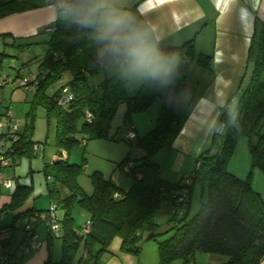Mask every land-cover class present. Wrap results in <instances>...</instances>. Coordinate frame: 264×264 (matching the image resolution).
I'll return each mask as SVG.
<instances>
[{"label":"trees","instance_id":"16d2710c","mask_svg":"<svg viewBox=\"0 0 264 264\" xmlns=\"http://www.w3.org/2000/svg\"><path fill=\"white\" fill-rule=\"evenodd\" d=\"M86 6L87 0H67L59 8L64 16L53 23L54 30L49 32L23 129L11 141L10 159L15 153H33L32 145L36 142L31 136L37 106L45 109L48 126L54 122L53 141L58 156L62 155L61 151L69 152L73 146L91 138L115 139L109 134L120 104L126 107L123 124L127 127L133 114L145 112L156 100L161 101V107L154 125L146 133L140 136L135 133L133 140L122 137L142 151L138 159L127 156L120 163L131 178V185L125 191L94 171L89 175L92 191L86 193L77 182L83 161L70 163L67 158L57 157L44 164L43 173L50 179L49 194L57 208L63 210L61 259L53 264L70 263L79 244L88 254L99 246L95 256L106 251L115 236L121 238L122 251L137 255L143 231H148L149 239L156 238L158 225L154 216L164 202L181 205L183 209L181 214L173 212L175 223L170 234L157 241V264H172L176 259H181L183 264L192 263L196 252L222 256L225 258L222 264H260L264 259V200L252 187L250 174L253 168L264 169V24L252 36L249 49L252 69L236 103L231 104V98L227 100L209 145L195 158L194 169L177 181H168L161 177L154 156L171 146L194 103L196 88L187 82L191 64L210 69L211 56L197 52L194 39H190L178 46L161 48L178 54L179 79L167 84L143 80L132 95L121 72L90 85L87 78L103 68L106 60L97 55L93 29L82 26ZM25 7L21 0L2 1L0 17ZM67 73L70 79L50 91ZM68 92L73 94L72 99L60 106L58 97ZM237 93L238 90L232 96ZM86 111L91 114L90 121L86 120ZM242 136L247 139L251 157V169L244 178L227 167ZM196 184L201 187L203 199L198 210L189 216V191ZM59 186L65 187L68 194L61 197ZM116 192L121 197H114ZM182 192L187 197L185 204L177 202ZM30 194L31 186L17 183L10 202L0 212L22 205ZM75 206L89 214L90 227L84 235L74 229ZM34 213V209H27L16 216L29 218Z\"/></svg>","mask_w":264,"mask_h":264},{"label":"crops","instance_id":"0c3cea01","mask_svg":"<svg viewBox=\"0 0 264 264\" xmlns=\"http://www.w3.org/2000/svg\"><path fill=\"white\" fill-rule=\"evenodd\" d=\"M2 1L5 0H0V2ZM21 1L26 5L24 9L0 17V36H6L3 41L6 40L5 44L11 46L7 48V53L16 58V61H11V69L9 71L4 72L1 70L2 66L0 67V80L4 76H7V78H13L17 75L22 76L25 73L21 72V68L26 63L36 65L30 71V74L37 72L39 60L46 51V40L49 38H45V27L55 23L58 18L62 17L61 15L64 12L58 8L57 4L63 5L67 0H54V3H49L47 0ZM118 5L123 10L133 12L140 17L159 41L160 48L178 46L185 41L194 39L196 51L211 56L210 69H206L196 63L191 64L187 82L196 88L195 100L187 119L171 146L163 148L168 150L166 152H168V159L171 162V167L167 169L175 171L173 167L175 164H179L176 173L181 175L180 171L185 167L187 159H195L209 145L212 131L221 111L226 107L227 100L231 98V104H235L241 89L247 81L252 69V61L249 59L252 36L257 33L261 24H264V0H168V3L162 7L155 8L153 12L147 15H145L147 10L153 8L152 0H148L146 5L143 0H118ZM16 42L19 44H16ZM97 47L98 45H96V50ZM106 62L104 67L101 68L103 73L100 74V77L97 78V75L92 76L97 74L99 70L101 71V69L92 74L91 77L94 79L92 83L89 82L91 77L87 78V82L90 85H97L108 75L120 72L113 63ZM20 64H22V67H20ZM107 68L109 72H107ZM125 79H127V91L132 95L142 81H136L137 86L133 88L135 84L129 86L130 79L127 77ZM4 86H7V84L0 85V88L3 87L2 90L0 89V94L2 95L5 92ZM9 89L11 90L12 87H9ZM51 90H55L54 85ZM236 90H238V93L232 96ZM13 98L14 94L12 93L10 99L12 100ZM16 100L22 101L19 97ZM25 101L22 103H25ZM8 105L6 104V107H3L5 114L6 111L10 112ZM152 106L146 111H150L151 108L155 110L158 107L160 110L161 101L156 100ZM119 107L126 109L125 104H121ZM17 108L22 109L20 103ZM0 113H2L1 110ZM139 114L141 113L132 115L130 128L140 136L152 128L158 114H156L154 120L151 118L144 121L142 119L140 121L134 119L135 115ZM112 127L113 124L111 122L110 129ZM126 130L127 126H122L117 128L113 134L110 133V135L114 136L115 139L119 138L118 135L122 138V133ZM52 132L54 134V129ZM46 142L47 139L43 143ZM11 145V142L8 143V146L11 147ZM131 145L135 153L132 160L138 159L142 156V151L135 143H131ZM61 153L64 154L65 152ZM33 154L35 153L33 152ZM11 159L13 161L15 157L13 156ZM15 164L16 160L14 161ZM44 164L45 162L43 166ZM14 165H10L8 169H5L6 172L4 171L5 177L10 179V185L0 188V211L5 205H8L12 192L16 184L19 183V175ZM168 173L171 172L168 171ZM168 173L162 174L160 167L161 177L165 180L173 181L169 180L172 178H169ZM187 174V172H183L182 177L187 176ZM12 180L13 183H11ZM111 181L124 191L131 185V182L123 185L112 177ZM65 189L59 186L61 197L66 195ZM44 197L46 199L48 197L49 206L51 202L56 204V201L49 194L48 188ZM36 203H38V200H33L32 207H30V204L25 207L24 202L18 207L7 208L0 212V254L10 256L12 258V263L10 264H53L61 259L62 231L58 235L49 234L45 223L40 219L41 217L31 220V217L16 216L27 209H34L35 213H40V216H42L48 209H40L39 207L42 206H37ZM40 204L42 205L43 203L41 202ZM74 210L75 207L73 214ZM84 211L79 212L86 214L84 215V223H86L89 220V214ZM189 211L187 209L188 214ZM56 214L61 219L63 210L56 207ZM24 223L32 225L37 235L36 240L39 242V247L30 248L28 246L25 241L26 231L23 228ZM82 226L81 224L76 226V223H74V229L77 232L80 231ZM98 248L99 246H95L93 251L88 254L84 251L82 244H79L77 252L70 263L144 264L140 252L134 255L122 251L121 238L118 236L111 240L106 251L94 256ZM224 259V257L215 254L206 255L208 264H222ZM260 264H264V259L261 260Z\"/></svg>","mask_w":264,"mask_h":264},{"label":"rangeland","instance_id":"374dc122","mask_svg":"<svg viewBox=\"0 0 264 264\" xmlns=\"http://www.w3.org/2000/svg\"><path fill=\"white\" fill-rule=\"evenodd\" d=\"M62 17L64 14L62 13ZM45 38L49 37V32H44ZM4 35L0 36V66H2L1 70L4 72L9 71L11 61H16V58L9 55L7 53V48L11 46H7L5 43L6 40L3 41ZM7 39V38H5ZM11 44V43H10ZM16 44H19L16 42ZM42 47V46H41ZM5 49V51H4ZM108 63V61L106 62ZM22 67V64H20ZM36 67L35 64L26 63L21 68V72L25 73L26 75L30 74ZM107 72H109L107 68ZM103 73V69L99 70L97 74L90 77H94L97 75V78L100 77V74ZM23 74V75H25ZM111 74V73H110ZM113 74V73H112ZM15 75V74H13ZM110 76V75H108ZM70 74H65L64 77L54 84V88H58L61 84L65 83L67 80L70 79ZM91 77L89 82L92 83L94 79ZM127 80V79H126ZM133 84H135L133 86ZM129 86L136 87V80L130 79ZM9 87H12L10 90ZM5 92L4 94H0V121L4 124L2 129H5V121L6 115L3 107L5 108L6 104H9L7 107L10 109L11 115L14 117L16 124L18 125V130L22 131L24 126L26 112L29 109V102L33 97V91L25 90L24 88L18 86L13 80L10 83H7V86H4ZM1 90L3 87L0 88ZM14 94V98L11 100V94ZM21 98L22 101L19 102L16 99ZM24 100L25 103H22ZM21 104V110L17 107ZM121 105V104H120ZM153 107V106H152ZM24 109V111H23ZM156 110V111H155ZM151 108L150 111L142 112L139 115H135L134 119L136 120H146V119H153L155 118L156 114L159 112V107L157 109ZM7 112V111H6ZM125 109L122 107H117L115 111V115L113 117V127L110 129V133L119 128L124 126L123 124V116H124ZM34 128L32 133V140H38L35 142H39L38 151L35 154H18L15 153V159L10 160L9 165H14V161L16 160V164L14 165L17 169V174L19 175V184L20 185H28L31 186V195L25 200V207L30 204V207L33 205V200H38L37 206L40 209H49L48 197L47 199L44 197L46 195V186L47 182H50L49 178H46L42 167L43 163H50L52 157L55 153H57V149L53 144V129H54V122H51V125L48 126L47 120L45 117V109L42 106H37L35 108V115H34ZM130 127H127V130ZM126 130V131H127ZM120 134V133H119ZM110 135V134H109ZM123 135V133H122ZM111 136V135H110ZM110 139V138H91L86 141V143H78L77 145L73 146V148L69 151H61L65 152L64 156L70 163H82L84 162L83 171L78 175L77 182L79 186L87 193L92 191V184L90 181L89 175L94 171L100 172L105 178H114L117 179L123 185L129 184L131 182V178L126 174L124 168L120 164L127 156L129 158L135 156L134 148L130 144L129 141L120 138ZM47 139L46 143H43ZM44 145V146H43ZM168 150L160 151L155 157L154 161L161 167L162 174H166L169 176V180L175 181L176 179L179 180L182 178V173H190L195 166V159L188 158L187 163L183 170L179 173H176L179 164H175L173 170H169L167 168L171 167L170 160L168 159ZM184 165V164H183ZM228 170L233 172L234 174L240 177H246L251 169V157L248 148L247 139L245 137H239L235 146L233 153L228 161ZM8 169V167H7ZM181 169V168H180ZM6 172V170H4ZM187 174V175H188ZM251 185L252 187L259 192L262 200H264V169L260 168H253L251 172ZM177 176V177H176ZM176 180V181H177ZM13 183V180L11 181ZM61 188L63 186H60ZM65 189V187H64ZM66 194H68V190H66ZM33 192V194H32ZM190 198L188 199V210L189 216L193 215L199 208L202 202V190L200 185L196 184L192 187V190L189 191ZM43 204L41 205L40 203ZM47 206V207H46ZM81 209V210H78ZM183 209L181 205H174L170 202H164L159 210L156 212L154 216V221L157 223L158 228L156 230V238L149 239L148 231H143L141 233L140 238V255L141 259L144 260V264H157V241L163 240L170 234V230L174 226L175 220L172 219L173 212L180 213L179 211ZM79 211H84L79 206H75L74 210V223L76 226L79 224L84 225V215L85 213H80ZM85 212V211H84ZM83 215V216H82ZM179 217V216H178ZM177 217V218H178ZM84 223V224H83ZM206 253L204 252H196L194 258L192 260V264H208L206 262ZM172 264H183L181 259H176ZM214 264V263H212Z\"/></svg>","mask_w":264,"mask_h":264},{"label":"clouds","instance_id":"9594fccd","mask_svg":"<svg viewBox=\"0 0 264 264\" xmlns=\"http://www.w3.org/2000/svg\"><path fill=\"white\" fill-rule=\"evenodd\" d=\"M166 3L168 0H152L153 8L145 15ZM82 26L93 29L98 57L113 63L123 76L163 84L179 79L178 54L163 51L140 17L123 10L118 0H87Z\"/></svg>","mask_w":264,"mask_h":264},{"label":"built area","instance_id":"2783aa9c","mask_svg":"<svg viewBox=\"0 0 264 264\" xmlns=\"http://www.w3.org/2000/svg\"><path fill=\"white\" fill-rule=\"evenodd\" d=\"M49 3H54V0H47ZM58 8L62 7V4H57ZM54 30V25L50 24L45 27L46 32H52ZM14 81L18 86L24 88L25 90H35L37 85V75L36 73H32L29 75H22L18 77L13 78H7V76L0 80V85L10 83L11 81ZM73 94L71 92L65 93L63 95H60L57 99V103L60 106H64L72 99ZM6 121H5V129H2L4 124L0 121V188L1 187H8L10 185V179L6 178L4 175V170L9 167L10 157H9V151L10 146H8V143L13 141L16 138V132L18 131V125L15 122L14 117L11 115L9 111L6 112ZM86 120H91V114L90 112H85ZM135 132L132 129H129L125 131L122 135L125 139L133 140L135 138ZM39 143L36 142L32 145L33 152L36 153L39 148ZM65 158L64 154L61 156H58L57 153L55 154L54 158ZM114 197H121L120 193H114ZM187 200L185 192H182L179 197L177 198V202L185 204V201ZM56 207L57 205L54 202L50 203L49 209L40 216V213H34L31 216L32 219H37L38 217H41L40 219L45 223L46 229L49 234L58 235V233L61 231V224L60 219L56 214ZM181 214L182 210L179 211ZM90 227V221L87 220L86 223L82 226L80 233L81 235H84L88 232ZM25 241L27 242L28 246L30 248H36L39 247V242L36 240L37 235L30 223L25 224ZM12 263V258L6 254H0V264H10ZM72 264V263H70ZM192 264V263H188Z\"/></svg>","mask_w":264,"mask_h":264}]
</instances>
